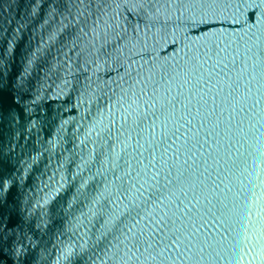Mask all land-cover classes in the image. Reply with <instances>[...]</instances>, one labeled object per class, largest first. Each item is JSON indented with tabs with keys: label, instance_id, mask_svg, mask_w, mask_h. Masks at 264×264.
I'll return each instance as SVG.
<instances>
[{
	"label": "water",
	"instance_id": "95a60500",
	"mask_svg": "<svg viewBox=\"0 0 264 264\" xmlns=\"http://www.w3.org/2000/svg\"><path fill=\"white\" fill-rule=\"evenodd\" d=\"M0 264H264V0H0Z\"/></svg>",
	"mask_w": 264,
	"mask_h": 264
}]
</instances>
